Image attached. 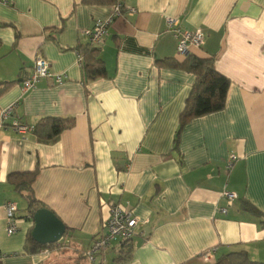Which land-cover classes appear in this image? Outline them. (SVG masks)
<instances>
[{"label": "crops", "instance_id": "crops-1", "mask_svg": "<svg viewBox=\"0 0 264 264\" xmlns=\"http://www.w3.org/2000/svg\"><path fill=\"white\" fill-rule=\"evenodd\" d=\"M123 8L99 46L108 78L84 84L73 49L87 42L81 33L95 20L111 18L113 7L0 0V85L11 84L0 93V113L17 103L8 120L0 119V263L30 257L33 264L52 263V253L23 254L33 222L26 200L7 182L11 174L32 172L34 198L67 229L61 244L85 261L109 205L119 203L138 219L127 264H213L238 251L264 262V227L242 208L248 202L264 214V0H123ZM167 18L203 33V46L189 54L213 58L230 81L224 109L186 124L176 148L195 77L156 63L185 58ZM37 58L66 80L43 79L24 92L21 83ZM46 117L71 118L74 126L49 144L11 126ZM224 190L237 197L230 205ZM5 200L18 207L10 236ZM116 247L94 264H112ZM211 249L206 263L202 255Z\"/></svg>", "mask_w": 264, "mask_h": 264}, {"label": "trees", "instance_id": "trees-1", "mask_svg": "<svg viewBox=\"0 0 264 264\" xmlns=\"http://www.w3.org/2000/svg\"><path fill=\"white\" fill-rule=\"evenodd\" d=\"M82 4L87 6H108L115 7L118 4L123 6V0H82ZM61 29L58 30V32ZM82 58L83 83L87 84L101 78H108L105 63L100 57L99 46H94L90 42L80 44L73 49ZM157 65L171 69H181L194 75L195 80L185 101L184 109L178 119V129L175 134L173 145L176 148L179 143V136L183 127L193 119L219 112L226 105V98L230 81L220 74L213 58H200L188 54L182 62L173 58L157 60ZM11 84L0 85V93L9 88ZM74 120L71 118L46 117L40 119L34 125L33 135L41 143L49 144L55 142L61 133L71 129ZM36 172L15 173L7 177V182L13 185L14 191L26 200V211L31 220L34 214L45 206L37 201L33 196L32 185ZM243 210L253 213L260 219V224L264 227V214L255 209L250 203L242 202ZM31 230L25 237L23 254L26 256L37 255L43 252H54L63 249L61 244H41L33 240ZM67 230V229H66ZM68 233H65V236ZM64 239V237H63ZM62 239V240H63ZM133 245L131 239L118 244L115 250V257L112 264H127L132 259ZM1 264V263H0ZM213 264H264V262L253 261L246 251L232 252L217 258Z\"/></svg>", "mask_w": 264, "mask_h": 264}, {"label": "built area", "instance_id": "built-area-1", "mask_svg": "<svg viewBox=\"0 0 264 264\" xmlns=\"http://www.w3.org/2000/svg\"><path fill=\"white\" fill-rule=\"evenodd\" d=\"M133 9L126 11L127 15H132ZM125 14L123 6L121 4L113 7V14L108 20H95L92 27L82 31L81 35L94 46L102 45L104 39L107 36V30L114 18L123 17ZM166 28L177 43L176 52L179 56L186 57L191 49H201L204 42V34L199 30L194 32L182 30L179 27L178 20L175 18H167ZM78 65L82 66V58L78 56ZM43 79L51 80L54 84H61L66 80L65 74H55L50 70V65L47 60L43 58H37L32 68L29 71L27 78H25L21 87L24 92H27L36 87V85ZM17 103H14L4 108L0 113V119L2 122L8 120L14 107ZM12 129L18 135H25L34 131V126L25 125L16 121L12 122ZM231 164L228 163V168ZM228 205L237 199L234 193L223 191L222 195ZM5 213L7 214V228L6 233L10 236L17 230L18 225V207L16 203L5 200L2 204ZM221 214H225V209H219ZM138 224V219L132 215V213L121 204L109 205V216L99 233L92 239L91 243L84 251V258L94 264L97 258L103 256L111 247L113 243L119 244L125 240L131 239L135 234V228ZM61 242V241H60ZM59 242V243H60ZM57 243V244H59ZM214 249L205 252L202 255L203 260L208 263L212 259ZM5 256H0L4 258Z\"/></svg>", "mask_w": 264, "mask_h": 264}, {"label": "water", "instance_id": "water-1", "mask_svg": "<svg viewBox=\"0 0 264 264\" xmlns=\"http://www.w3.org/2000/svg\"><path fill=\"white\" fill-rule=\"evenodd\" d=\"M32 222V238L41 244H57L67 232L64 224L48 209L37 211Z\"/></svg>", "mask_w": 264, "mask_h": 264}, {"label": "rangeland", "instance_id": "rangeland-1", "mask_svg": "<svg viewBox=\"0 0 264 264\" xmlns=\"http://www.w3.org/2000/svg\"><path fill=\"white\" fill-rule=\"evenodd\" d=\"M114 245L118 246V244H116V243L112 244V246H114ZM47 253H49V252H47ZM51 253H52V256L50 257V259H52V261L50 260V262H52V263L46 262V263H40V264H65L66 262H70V264H84V263L91 264L90 262L83 260V258H81L78 255V253H74V252H71L69 250H65L64 247H63V249H60V251H54ZM29 259H31V260H26L25 264H33V262H31V261H33L34 258L30 257ZM55 259H57V260H55Z\"/></svg>", "mask_w": 264, "mask_h": 264}]
</instances>
